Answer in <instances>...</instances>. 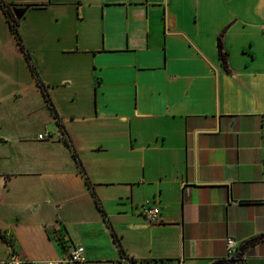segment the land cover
<instances>
[{
	"label": "crops",
	"instance_id": "obj_1",
	"mask_svg": "<svg viewBox=\"0 0 264 264\" xmlns=\"http://www.w3.org/2000/svg\"><path fill=\"white\" fill-rule=\"evenodd\" d=\"M2 1L0 264H264V0Z\"/></svg>",
	"mask_w": 264,
	"mask_h": 264
},
{
	"label": "built area",
	"instance_id": "obj_2",
	"mask_svg": "<svg viewBox=\"0 0 264 264\" xmlns=\"http://www.w3.org/2000/svg\"><path fill=\"white\" fill-rule=\"evenodd\" d=\"M49 133H41L37 135V138L43 139L45 136H48ZM142 211L144 215L147 217L150 221L157 220L158 214H159V208L155 205H150L149 201H144L142 203ZM10 244V242L8 241ZM239 250L238 241L233 236H228L226 238V251L227 256L226 259L234 258ZM84 247L82 245H75L73 246L70 251L62 257L47 260L44 262H40L39 264H71V263H82L85 261V253H84ZM3 264H29L27 260L17 256L12 255L10 257H7Z\"/></svg>",
	"mask_w": 264,
	"mask_h": 264
},
{
	"label": "trees",
	"instance_id": "obj_3",
	"mask_svg": "<svg viewBox=\"0 0 264 264\" xmlns=\"http://www.w3.org/2000/svg\"><path fill=\"white\" fill-rule=\"evenodd\" d=\"M1 2V6H2V9L4 11V14L6 15L8 21H9V24H10V28L12 30V32L14 33L16 39L18 40L21 48L24 50V53L26 55L27 58H29V55L28 53L26 52L22 42H21V38L19 36V33H18V29H17V26H18V23H17V19L15 18V16L13 15L12 11L10 10L9 6L3 2L2 0L0 1ZM218 49H219V56H220V59L222 61V63L224 65H226V53L225 51L223 50L222 48V44L221 42L219 41L218 43ZM32 66V65H31ZM32 69L33 66H32ZM48 99V98H47ZM49 101V99H48ZM50 102V101H49ZM54 116L56 117V119L59 121V118L57 116L56 113H54ZM257 240V238H252L248 241L245 242L244 245H242L237 254L235 255L234 258H231V259H225V260H222V261H219L220 264H233V263H241L242 260H243V257H244V251H245V248L247 247V245H250L252 244L253 242H255Z\"/></svg>",
	"mask_w": 264,
	"mask_h": 264
}]
</instances>
